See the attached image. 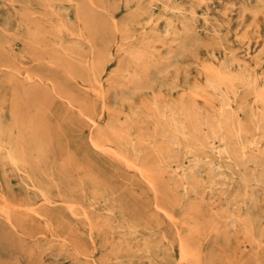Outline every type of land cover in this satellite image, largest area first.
Returning a JSON list of instances; mask_svg holds the SVG:
<instances>
[{"label":"rangeland","instance_id":"obj_1","mask_svg":"<svg viewBox=\"0 0 264 264\" xmlns=\"http://www.w3.org/2000/svg\"><path fill=\"white\" fill-rule=\"evenodd\" d=\"M0 264H264V0H0Z\"/></svg>","mask_w":264,"mask_h":264},{"label":"bare ground","instance_id":"obj_2","mask_svg":"<svg viewBox=\"0 0 264 264\" xmlns=\"http://www.w3.org/2000/svg\"><path fill=\"white\" fill-rule=\"evenodd\" d=\"M78 8V7H77ZM79 21H80V18H79ZM116 27V26H115ZM127 40V39H126ZM89 43H90V41H89ZM93 48V47H92ZM134 50V49H133ZM92 51H93V49H92ZM130 55V54H129ZM111 56V55H110ZM132 56V55H131ZM139 57V56H138ZM92 59V58H91ZM86 64H87V62H86ZM88 65V64H87ZM102 65V64H101ZM92 66H93V64H92ZM89 67V66H88ZM3 68V67H2ZM7 68V67H6ZM91 70V69H90ZM134 70V69H133ZM92 71H93V69H92ZM94 72V71H93ZM27 73V72H26ZM222 74V73H221ZM230 74V73H229ZM228 74V75H229ZM14 75V74H13ZM223 75V74H222ZM94 76H96L95 74H94ZM221 76V75H220ZM224 76V75H223ZM29 78V77H28ZM95 80V79H94ZM132 80V79H131ZM137 80V79H136ZM138 81V80H137ZM220 81V80H219ZM96 82H97V80H96ZM222 82H223V79H222ZM92 83V82H91ZM212 83H213V81H212ZM219 84V83H218ZM226 84V83H225ZM224 84V85H225ZM212 85V84H211ZM228 85V84H227ZM192 86V85H191ZM229 86V85H228ZM215 88V87H214ZM216 89V88H215ZM224 97V96H223ZM226 98V97H225ZM225 101V100H224ZM153 104V103H152ZM183 104V103H182ZM222 105V104H221ZM227 105V104H226ZM151 106V105H150ZM228 106V105H227ZM226 106V107H227ZM154 107V106H153ZM167 108V107H166ZM158 109V108H157ZM222 109H224V108H222ZM184 110V109H183ZM221 112H223V111H221ZM226 112V111H225ZM225 112H224V114H225ZM149 114V113H148ZM149 116V115H148ZM146 117V116H145ZM156 117V116H155ZM256 117V116H255ZM223 118V117H222ZM146 119H148V118H146ZM190 119V118H189ZM190 121H191V119H190ZM155 123V122H154ZM182 123V122H181ZM220 123V122H219ZM182 125V124H181ZM218 126H220V125H218ZM256 126V125H255ZM259 126V125H258ZM158 127V126H157ZM221 128V127H220ZM110 129V128H109ZM112 129V128H111ZM257 129V128H256ZM122 130V129H121ZM187 130H188V128H187ZM174 131V130H173ZM91 134V133H90ZM124 134V133H123ZM127 135V134H126ZM109 139V138H108ZM101 141V140H100ZM171 142H173V141H171ZM176 143V142H175ZM243 143V142H242ZM94 144V143H93ZM153 144V143H152ZM10 146V145H9ZM201 146H203V145H201ZM111 148V147H110ZM157 148H158V146H157ZM114 150V149H113ZM121 151H123V150H121ZM143 152V151H142ZM126 153V152H125ZM146 153V152H145ZM116 154H117V152H116ZM128 154V153H127ZM244 154V153H243ZM118 156H120L119 155V153H118ZM123 156V155H122ZM124 157V156H123ZM163 157V156H162ZM134 159V158H133ZM15 160V159H14ZM123 160H124V158H123ZM138 161V160H137ZM187 161V160H186ZM131 162V161H130ZM133 162H131V164H132ZM174 163V162H173ZM134 164V163H133ZM145 164V163H144ZM128 165V164H127ZM134 165H137V164H134ZM140 165H141V163H140ZM213 165H214V163H213ZM140 167V166H139ZM177 167V166H176ZM179 169V168H178ZM142 172V171H141ZM185 175V174H184ZM171 178V177H170ZM174 183H176V182H174ZM177 184V183H176ZM185 184V183H184ZM184 186V185H183ZM187 187V186H186ZM215 189V188H214ZM217 193V192H216ZM46 196V195H45ZM66 204V203H65ZM156 204V203H155ZM72 205V204H71ZM16 206V205H15ZM26 207H28V206H26ZM29 208V207H28ZM69 208H70V206H69ZM166 213V212H165ZM253 231V230H252ZM181 241V240H180ZM182 257V256H181Z\"/></svg>","mask_w":264,"mask_h":264}]
</instances>
